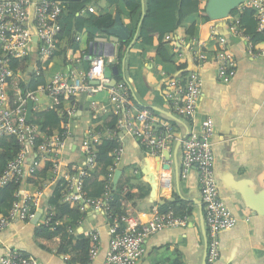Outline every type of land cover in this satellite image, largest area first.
<instances>
[{"label":"crops","instance_id":"0c3cea01","mask_svg":"<svg viewBox=\"0 0 264 264\" xmlns=\"http://www.w3.org/2000/svg\"><path fill=\"white\" fill-rule=\"evenodd\" d=\"M116 7L120 10L119 19L123 27H132L136 23L135 18L131 19L129 11L121 2L115 6L99 1L89 5L87 10L95 15L110 14L115 17ZM82 17L88 18V13L84 12ZM236 18L238 15H229L225 19L213 21L202 17L199 12L191 14L178 28L163 37L162 42L166 44L167 51L173 54L170 61L160 60L156 56L159 44L156 39L152 45L141 44L137 36L134 38L136 31L130 37L119 67L116 64L117 54L110 58L112 62L108 73L112 78L119 76L120 81L125 82L132 114L137 110H147L160 121L174 126L168 148L160 152L148 151L124 130H115V139L123 147L122 157L116 167L121 171L117 185L120 182L123 189L122 214L131 217L137 224L146 223L155 212L162 213L168 209L180 212L168 203H176L177 208L179 202L185 203L184 214L180 212L185 216L184 223L178 227L162 228L148 236L143 254L135 264H171L174 261L204 264L207 235L198 173L193 167L183 178L180 169L181 140L189 130L198 128L206 117L212 118L214 122L211 142L219 195L237 219L232 229L219 234L220 250L215 264H264V56L254 53L255 49L264 48V41L259 40L249 47L242 36L232 31ZM191 25L194 26L192 37L187 33ZM70 34L58 37L52 59L37 62L45 83L52 80L55 73L86 69L90 55L104 54L110 57L113 51L103 42L111 34L102 33L88 24L84 25L81 33L73 31ZM217 36L225 39L223 48L231 52L236 63L235 75L229 83H221L216 77L214 58L222 47ZM198 43L202 44L205 51L206 62L197 68L202 79L201 95L195 116L190 121L172 111L164 99V92L169 90L171 78L183 75L194 67L191 52L199 48ZM118 46L119 43L115 47L117 52ZM114 66L117 67L116 75L111 70ZM24 75H15L11 80L19 82ZM33 101L32 112L50 109V99L39 89L34 91ZM63 111L67 115L71 134L60 156L61 174L65 172V167L69 168V172L74 171L76 165L83 161L81 145L88 131L107 134L111 130L108 122L114 117V106L105 91L95 95L81 93L64 101L62 109L57 110L58 115L61 116ZM71 111L73 115H70ZM62 126L63 123L59 122L49 136L39 126L35 127V133L44 140L59 133ZM101 141L96 144V150ZM35 157V149L27 148L26 165H30ZM43 161L42 165L26 176L21 188V192L31 194L42 188V213L36 222L21 220L16 215L0 230V256L11 251L31 256L39 264H79L72 261L80 253L79 249L73 247L79 241L78 235H85L93 229L99 234V250L93 264H101L108 250L109 222L92 208L86 210L76 231L69 235L71 239L64 247L65 251H60L61 238L64 234L68 235L66 227L71 219L48 203L55 183H50L53 178L51 171L41 175ZM159 163L165 165V169L156 168ZM101 168V165H97L89 179H101ZM148 173L155 176L156 188L153 192L147 179ZM47 210L52 215H62L58 219L62 231L55 232L42 226Z\"/></svg>","mask_w":264,"mask_h":264},{"label":"built area","instance_id":"2783aa9c","mask_svg":"<svg viewBox=\"0 0 264 264\" xmlns=\"http://www.w3.org/2000/svg\"><path fill=\"white\" fill-rule=\"evenodd\" d=\"M203 4L206 0H199ZM250 8L257 21V30L264 36V0H244L239 8ZM30 8L32 13L30 14ZM63 3L53 0H0V139L5 136H15L22 147L15 157L10 160L0 173V187L15 178H26L33 169L38 167L42 160L51 161L50 183H56L59 177L66 181L63 190L62 202L77 205L80 211L92 208L100 212L108 220L110 239L108 250L101 264H135L143 254L144 243L148 236L166 227H178L184 223L185 216L168 209L165 212H155L146 223L137 224L134 219L124 214L115 213L108 204L111 197L110 190L114 171L119 163L123 147L116 140L115 130H124L145 149L151 152H160L168 148L173 138L174 126L169 122L160 121L150 111L141 110L132 114V105L128 88L124 81H117L111 85L112 77L108 73L111 56L95 54L88 57V67L84 70L55 73L52 80L47 81L37 89L43 91L50 99V108H55L61 100L67 101L78 94L95 95L105 91L108 99L114 106V115L117 116L116 129L108 130L107 134L99 131H88L82 141L81 149L84 159L76 165L73 173L65 167L61 174V153L70 139L68 124H63L55 136L42 139L35 147L36 157L26 165V149L34 147L35 126L27 125L25 120L27 99H33L34 91L21 93L20 81L11 80L15 75L24 73L20 69L15 72L10 68V60L18 59L27 62L34 55L37 62L52 59L55 54L58 34L61 30L59 18L63 12ZM234 33L244 38L249 47L254 46L247 35H244L235 20ZM36 41H33V38ZM78 38V37H77ZM264 41V38L262 39ZM222 46L215 55L216 77L221 83H229L236 72V63L231 52L224 49L225 39L217 36ZM191 52L194 67L180 76L173 77L168 82V91L164 92V99L172 111L187 120L192 121L201 95L202 79L197 71L199 65L206 62L202 44ZM255 55L264 56V48L255 49ZM110 59V60H109ZM41 69L35 65L36 74ZM42 71V70H41ZM96 81V83H94ZM73 111L70 115H73ZM214 131L212 118L206 117L198 126L188 131L181 140L182 161L180 175L186 177L191 168L198 173L199 195L203 206L204 224L207 235L206 264H215L219 257V234L232 229L237 219L219 195L214 176V155L211 137ZM49 136V135H47ZM103 139H113L116 146L110 153L112 164L108 167L105 176L104 194L98 198H88L83 192V181L97 166L96 144ZM68 171V172H67ZM42 189V188H41ZM36 193L19 192V200L15 201L7 214H0V230L5 228L16 215L25 221L34 218L40 203L42 190ZM51 211L47 210L43 216V225H49ZM78 222L77 226L79 225ZM58 224V221L54 225ZM124 224V226H123ZM76 226V227H77ZM54 229L55 226H50ZM76 227L68 226L67 233L73 234ZM91 245L87 253V263L93 264L99 250V234L91 229L85 233ZM0 264H39L27 255L16 252H5L0 256Z\"/></svg>","mask_w":264,"mask_h":264},{"label":"trees","instance_id":"16d2710c","mask_svg":"<svg viewBox=\"0 0 264 264\" xmlns=\"http://www.w3.org/2000/svg\"><path fill=\"white\" fill-rule=\"evenodd\" d=\"M60 1L63 3V12L61 17L59 18L61 27L60 33L58 37H62L64 35L71 36L70 33L73 31L78 34L82 32V29L85 24H88L98 31L102 33L110 34L113 30L117 18H119L120 10L116 7V15L113 17L110 14L104 15H95L90 13L87 10V7L91 4L98 3L99 1H104L110 5H117L119 2L123 3L125 8L129 11L131 19L134 20L135 24L131 25L132 27L124 28L128 33L127 38L119 39V46L117 52V67H119L121 60L124 56L125 49L129 44L130 37L132 34L137 31V40L144 45H152L153 42L158 41V47L156 49V56L163 61H170L173 56L172 52L167 51L165 47V43L162 42L163 37L167 33L173 32L179 25L189 17L191 14L199 12L200 15L206 19V13L203 8V3L199 0H144V15L141 18V9L142 4L141 0H53ZM86 12L88 13V18H83L82 14ZM230 15H238V24L240 29L244 35H247L252 42H257L264 38L263 33L257 30V21L254 17V12L250 8H237L234 9ZM141 19V23L137 30V23ZM63 28V29H62ZM71 29V30H70ZM187 33L192 37L194 35V26L191 25L187 30ZM34 55L31 59L27 60V63L24 60L11 59L10 60V68L12 71H16L20 69L24 72V80L19 83V87L21 88V93L25 95L27 91H35L39 86L45 84V78L40 70L38 74L33 71V67L38 63H36L34 59ZM182 68V67H181ZM184 74V73H182ZM115 79L119 82L121 79L119 76H116ZM63 101L56 106L54 109L50 108L45 111H33L32 117L27 125L40 127L41 131L45 135H51L52 128L56 126L59 122L63 124H67L68 118L66 113L63 111L61 116L58 115L57 110L62 109ZM117 122V118H111L108 122V127L110 129L115 128V123ZM42 139L38 135L35 136L34 147L38 146L41 143ZM116 146V142L113 139H103L99 145H97L96 151V164L101 165V174L102 178L94 180H90L89 177L92 175V172L89 173L88 177H86L83 181V192L88 198H98L104 194V185H105V176L108 172V167L112 164V157L110 153L113 148ZM22 147L21 143L17 140L15 136H5L0 139V173L5 169L7 163L12 160L15 155L19 152ZM44 165L40 169L41 175L47 174L50 169L52 162L51 161H43ZM42 161L39 163L41 164ZM42 165V164H41ZM73 173V171L69 172ZM24 178L10 179L7 184L0 187V214H7L9 209L12 207L13 203L19 200L18 196L21 188L24 184ZM65 179L63 177H59L56 183L52 186V191L49 196L48 203L52 206H55L57 210L61 212L62 215L69 216L71 227H76L78 222L84 217L86 211H80L77 205H71L67 202H62L63 190L65 187ZM122 184H119L110 190L111 197L108 200V204L110 208L117 214H122L120 208L122 206ZM127 196H129L127 194ZM128 198V197H127ZM170 207L179 210L183 213L185 209V203L179 202V208L175 206L176 203H168ZM180 212H176L180 215H183ZM62 215H52L50 218L49 225L45 226V228L51 229L50 226H55L54 229H51L55 232L62 231L61 225L56 224V221H59ZM68 227V226H67ZM66 227V228H67ZM76 231V229H75ZM67 232V229H66ZM70 234H64L61 238L60 251L64 252L66 245L71 239ZM72 235V234H71ZM79 241L73 247L74 249H79L80 253H78V257L72 259V261H77L79 264L87 263V253L88 249L91 245L88 237L83 234L78 235ZM171 264H181L179 262L174 261Z\"/></svg>","mask_w":264,"mask_h":264},{"label":"water","instance_id":"95a60500","mask_svg":"<svg viewBox=\"0 0 264 264\" xmlns=\"http://www.w3.org/2000/svg\"><path fill=\"white\" fill-rule=\"evenodd\" d=\"M243 1L244 0H206L203 8H204V11H205L208 19L213 20V21L222 20V19H225L226 17H228L234 9L239 8L242 5ZM141 4H142L141 18H142L144 15V0H141ZM140 23H141V19L138 23L137 30H138ZM110 34H111V36L109 38H104L103 42L105 43L104 46L108 45V47H112L113 51L110 53V56H112L114 54L115 55L117 54V49L115 47H116V44H118V40L121 38H127L128 37V33L124 29L119 18H117L116 24H115V26H114V28ZM136 36H137V31L134 35V38H136ZM33 41H36L35 37L33 38ZM101 52H103V51H101ZM111 70H112L114 75L117 74V67L114 66V67H112ZM116 82H117V80L113 77L111 80V85H114ZM94 83H96V81H94ZM33 106H34L33 99H31V98L27 99L26 112H25L26 122H29L31 120ZM156 168L165 169V165H162L159 163L156 166ZM120 173H121V171L119 169H116L114 172L113 179H112L113 189L117 186V181H118ZM147 176H148L147 177L148 182L151 184V189L153 192L154 189L156 188L155 176L152 173H148ZM41 213H42V207L40 205L39 208L37 209L35 216L32 219V221L36 222L39 219ZM204 264H206L205 260H204Z\"/></svg>","mask_w":264,"mask_h":264}]
</instances>
